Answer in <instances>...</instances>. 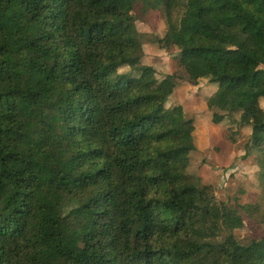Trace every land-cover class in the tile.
I'll list each match as a JSON object with an SVG mask.
<instances>
[{
  "label": "trees",
  "instance_id": "16d2710c",
  "mask_svg": "<svg viewBox=\"0 0 264 264\" xmlns=\"http://www.w3.org/2000/svg\"><path fill=\"white\" fill-rule=\"evenodd\" d=\"M136 3L161 10L188 77L216 83L212 121L250 128L264 197V0H0V264H264V233L232 234L264 204L204 220L192 119L141 63Z\"/></svg>",
  "mask_w": 264,
  "mask_h": 264
},
{
  "label": "rangeland",
  "instance_id": "374dc122",
  "mask_svg": "<svg viewBox=\"0 0 264 264\" xmlns=\"http://www.w3.org/2000/svg\"><path fill=\"white\" fill-rule=\"evenodd\" d=\"M135 25L139 32L143 55L141 63L154 68L156 78H164L174 86L165 103L166 107L179 106L185 119H192V138L195 149L189 154L187 173L202 184L210 185L213 192V209L206 213L208 222L218 219L222 203L230 207L243 204H264L263 187L258 178V166L254 154L246 155L244 144L250 128L241 126L226 117L219 123L212 121L213 93L216 83L205 78L192 81L181 68L178 50L172 47L166 36L165 19L159 8L136 3L133 9ZM123 66L119 70L127 71ZM264 108V99L260 101ZM243 226L232 234L241 243L263 236L264 223L256 215L241 212ZM214 225V224H213ZM227 230L211 227L210 241L220 242Z\"/></svg>",
  "mask_w": 264,
  "mask_h": 264
}]
</instances>
